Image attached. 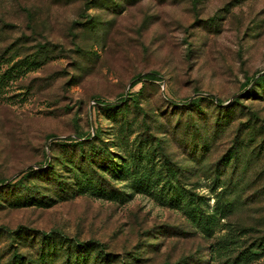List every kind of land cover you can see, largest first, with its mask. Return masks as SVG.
Masks as SVG:
<instances>
[{
    "label": "rangeland",
    "instance_id": "374dc122",
    "mask_svg": "<svg viewBox=\"0 0 264 264\" xmlns=\"http://www.w3.org/2000/svg\"><path fill=\"white\" fill-rule=\"evenodd\" d=\"M0 264H264V0H0Z\"/></svg>",
    "mask_w": 264,
    "mask_h": 264
},
{
    "label": "trees",
    "instance_id": "16d2710c",
    "mask_svg": "<svg viewBox=\"0 0 264 264\" xmlns=\"http://www.w3.org/2000/svg\"><path fill=\"white\" fill-rule=\"evenodd\" d=\"M141 81H142L141 79H136V82L134 84H136L138 82H141ZM20 182H22V181H20ZM87 245H88V243H84V244H82V243H76V247L78 249V252H80L81 250H83V248L85 249V247H87ZM77 262L79 263V257L77 258Z\"/></svg>",
    "mask_w": 264,
    "mask_h": 264
}]
</instances>
